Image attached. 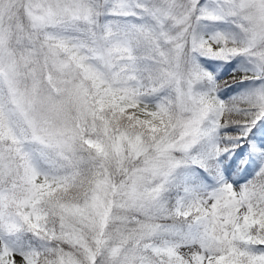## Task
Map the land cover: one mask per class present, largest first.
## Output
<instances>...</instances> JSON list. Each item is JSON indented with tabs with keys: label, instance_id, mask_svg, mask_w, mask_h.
<instances>
[{
	"label": "snow or ice",
	"instance_id": "1",
	"mask_svg": "<svg viewBox=\"0 0 264 264\" xmlns=\"http://www.w3.org/2000/svg\"><path fill=\"white\" fill-rule=\"evenodd\" d=\"M0 264H264V0H0Z\"/></svg>",
	"mask_w": 264,
	"mask_h": 264
},
{
	"label": "trees",
	"instance_id": "2",
	"mask_svg": "<svg viewBox=\"0 0 264 264\" xmlns=\"http://www.w3.org/2000/svg\"><path fill=\"white\" fill-rule=\"evenodd\" d=\"M225 78H227V77H225Z\"/></svg>",
	"mask_w": 264,
	"mask_h": 264
}]
</instances>
